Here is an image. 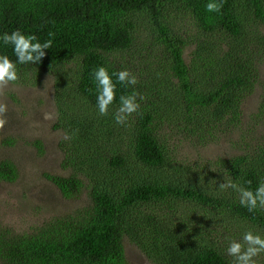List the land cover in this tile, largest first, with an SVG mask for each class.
Wrapping results in <instances>:
<instances>
[{"label": "trees", "instance_id": "1", "mask_svg": "<svg viewBox=\"0 0 264 264\" xmlns=\"http://www.w3.org/2000/svg\"><path fill=\"white\" fill-rule=\"evenodd\" d=\"M207 2L0 0V33L19 29L41 42L52 34L41 63L19 66L13 85L50 79L66 174L42 176L62 200L82 201L23 231L0 221V264H128L126 241L151 264H232L229 239L264 233V210L249 213L218 188L264 180V0H224L220 14L206 12ZM0 54L12 56L11 47ZM100 65L137 77L144 99L126 126L112 116L131 88L117 86L108 116L96 110L91 73ZM220 139L239 152L180 158ZM31 145L42 153L39 140ZM18 176L12 161H0V182Z\"/></svg>", "mask_w": 264, "mask_h": 264}, {"label": "rangeland", "instance_id": "2", "mask_svg": "<svg viewBox=\"0 0 264 264\" xmlns=\"http://www.w3.org/2000/svg\"><path fill=\"white\" fill-rule=\"evenodd\" d=\"M179 26L177 25V28ZM188 54L189 51L186 50L185 59ZM261 68L264 69V66ZM51 86L50 79L41 76L36 87L9 84L0 91V104L7 105V112L4 114L7 123L0 129V161L3 159L12 161L19 174L15 183L0 182V221L4 226L16 231L41 224L82 204L81 200L78 202L62 200L54 187L42 176L43 173L66 174L61 169L63 153L59 149V141L63 134L52 128L56 120V111ZM258 95L259 91H256L242 106L245 118L256 110ZM45 114H50L51 118L45 119ZM244 121H248V118ZM35 140L42 144L43 151L40 154L34 145H31ZM238 152L234 141L220 139L216 144H211L199 152L187 148L181 153L180 158L186 155L198 160V163H204L218 157L227 160L229 156ZM210 177L214 176L210 175L209 181ZM255 231L262 233L257 228ZM124 249L128 264H151L128 241L124 242ZM258 264H264V256L259 258Z\"/></svg>", "mask_w": 264, "mask_h": 264}, {"label": "clouds", "instance_id": "3", "mask_svg": "<svg viewBox=\"0 0 264 264\" xmlns=\"http://www.w3.org/2000/svg\"><path fill=\"white\" fill-rule=\"evenodd\" d=\"M224 0H208L205 11L220 14ZM53 44L52 34L41 42L34 33H26L22 30L0 33V47L10 46L12 56L0 54V91L9 84H15L20 78L19 66L40 64L45 57L46 49H51ZM15 57L13 59L12 57ZM92 82L96 92V110L101 117L109 115L110 107L117 101L118 85L131 88L132 91L118 97V107L113 113L116 125L126 126L129 118L140 109V101L144 97L135 89L137 77L128 69L112 70L105 65L93 69ZM7 105L0 104V129L7 123L4 114ZM45 119H50V114H45ZM68 138V137H66ZM245 187L244 184L226 180L219 185V190L231 189L238 196L239 205L249 213H255L258 209L264 210V180L257 182L255 189ZM225 254L232 258V264H258L259 258L264 256V233L248 229L243 231L239 238L228 240Z\"/></svg>", "mask_w": 264, "mask_h": 264}]
</instances>
